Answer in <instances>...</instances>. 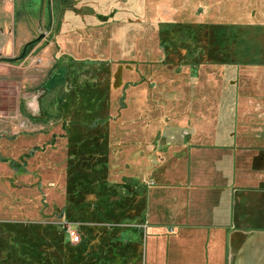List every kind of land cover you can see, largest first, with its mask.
Segmentation results:
<instances>
[{"label":"rangeland","instance_id":"1","mask_svg":"<svg viewBox=\"0 0 264 264\" xmlns=\"http://www.w3.org/2000/svg\"><path fill=\"white\" fill-rule=\"evenodd\" d=\"M6 12L0 58L33 44L0 62V264H143V211L168 183L173 139L212 107L208 84L264 99L262 4L16 0Z\"/></svg>","mask_w":264,"mask_h":264},{"label":"crops","instance_id":"2","mask_svg":"<svg viewBox=\"0 0 264 264\" xmlns=\"http://www.w3.org/2000/svg\"><path fill=\"white\" fill-rule=\"evenodd\" d=\"M15 4L0 0V34L14 18L6 8ZM208 85L216 89L205 100L212 107L203 105L198 128L173 139L168 183L154 186L152 207L143 211L144 244L138 249L133 240L143 264H264V99L230 97L224 82ZM160 196L166 207L157 208Z\"/></svg>","mask_w":264,"mask_h":264},{"label":"trees","instance_id":"3","mask_svg":"<svg viewBox=\"0 0 264 264\" xmlns=\"http://www.w3.org/2000/svg\"><path fill=\"white\" fill-rule=\"evenodd\" d=\"M33 42V41H32ZM33 43H31V42H29V44H27L26 45V49H25V51H22L21 53H20V55L18 56V57H16V58H11V59H9V58H1V60L2 61H5V62H12L13 60H15V59H22L23 57H24V55H25V53L28 51V49L30 48V46L32 45ZM29 46V47H28ZM28 47V48H27Z\"/></svg>","mask_w":264,"mask_h":264},{"label":"built area","instance_id":"4","mask_svg":"<svg viewBox=\"0 0 264 264\" xmlns=\"http://www.w3.org/2000/svg\"><path fill=\"white\" fill-rule=\"evenodd\" d=\"M70 235H71V237H72L74 240H77V239H78V237L75 236V234H74L73 232H70Z\"/></svg>","mask_w":264,"mask_h":264}]
</instances>
